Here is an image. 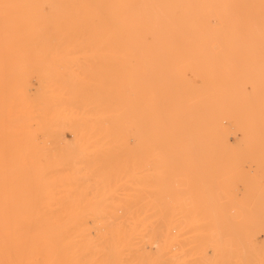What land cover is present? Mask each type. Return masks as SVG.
Returning <instances> with one entry per match:
<instances>
[{
	"label": "rangeland",
	"instance_id": "1",
	"mask_svg": "<svg viewBox=\"0 0 264 264\" xmlns=\"http://www.w3.org/2000/svg\"><path fill=\"white\" fill-rule=\"evenodd\" d=\"M139 1L0 0V264H264V0Z\"/></svg>",
	"mask_w": 264,
	"mask_h": 264
},
{
	"label": "bare ground",
	"instance_id": "2",
	"mask_svg": "<svg viewBox=\"0 0 264 264\" xmlns=\"http://www.w3.org/2000/svg\"><path fill=\"white\" fill-rule=\"evenodd\" d=\"M11 1V0H9ZM64 1V0H60ZM210 1V0H209ZM5 2V1H4ZM42 2V1H41ZM96 2V1H95ZM12 3V2H11ZM201 3V2H200ZM187 4V3H186ZM9 5V4H8ZM98 5V4H97ZM183 5V4H182ZM69 6V5H68ZM138 10L135 12H132V14H128L130 18H134L135 25L139 28V30L144 33L141 34L140 38L141 41H154L158 40L159 42H169L170 32H172V28L176 26V28L181 27L183 24H185L181 17L177 16L175 17L172 13V7H173V0H140L138 3ZM185 7V6H184ZM197 8V7H196ZM251 8V7H250ZM248 10V9H247ZM253 10V9H252ZM56 11V10H55ZM198 11V8H197ZM232 12V10H231ZM127 13V12H126ZM200 13V11H199ZM109 18L113 25L117 26V22L114 19L113 14L108 13ZM201 15V14H198ZM251 15V14H250ZM194 17V16H193ZM124 18V16H123ZM108 19V18H107ZM182 19V20H181ZM204 19V18H203ZM236 19V18H235ZM20 21V20H19ZM205 21V20H204ZM110 22V21H109ZM110 22V23H111ZM19 23V22H18ZM206 24V23H205ZM186 25V24H185ZM22 29V28H21ZM133 29V28H132ZM117 31L119 29H116ZM115 30V31H116ZM112 31V30H111ZM110 31V32H111ZM182 31V30H181ZM257 31V30H256ZM173 33V32H172ZM185 33V32H184ZM262 34V33H261ZM188 35V34H187ZM130 36V35H128ZM135 36V35H132ZM190 36V35H189ZM260 36V35H259ZM263 36V35H262ZM131 37V36H130ZM139 37V36H137ZM63 38V37H62ZM172 41V40H171ZM157 44V43H156ZM155 44V45H156ZM161 45V44H159ZM162 47V46H161ZM163 50V48H162ZM164 52V51H163ZM9 53V52H8ZM159 54V53H158ZM162 54V53H161ZM157 55V54H156ZM162 56V55H161ZM165 56V55H163ZM162 56V57H163ZM160 57V56H159ZM144 60V57H141ZM142 60V61H143ZM141 61V59H139ZM141 61V63H142ZM153 61V60H152ZM145 62V60L143 61ZM163 62V61H162ZM143 64V63H142ZM149 67V66H148ZM152 67V66H151ZM146 69V68H145ZM147 71V70H146ZM152 71V69H150ZM147 71V72H150ZM153 74V72H151ZM150 73V75H152ZM148 74V73H147ZM148 77L149 74L147 75ZM8 98V97H7ZM6 99V98H5ZM6 101V100H5ZM5 103V102H4ZM7 103V101H6ZM6 106V105H5ZM25 108V107H24ZM21 109V108H20ZM14 113V112H13ZM15 122V121H14ZM12 122V123H14ZM18 122H20V118L18 119ZM23 122V121H22ZM16 126V125H15ZM18 128L21 129L24 124L17 125ZM6 131V130H5ZM30 132V131H29ZM22 133V132H21ZM34 133V132H33ZM31 133H28V135ZM32 136V135H31ZM27 138V140H30V137ZM25 137V136H24ZM7 138V135H6ZM26 138V137H25ZM6 140V139H5ZM2 141V140H1ZM7 141V140H6ZM31 142V141H30ZM23 143L25 141L23 140ZM22 146V145H21ZM18 147V146H17ZM23 147V146H22ZM6 148V147H5ZM23 150V149H22ZM15 151V150H13ZM18 151V150H17ZM6 152V151H5ZM11 154V153H10ZM24 154V153H23ZM20 155V154H19ZM2 158V157H1Z\"/></svg>",
	"mask_w": 264,
	"mask_h": 264
}]
</instances>
